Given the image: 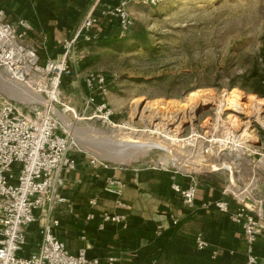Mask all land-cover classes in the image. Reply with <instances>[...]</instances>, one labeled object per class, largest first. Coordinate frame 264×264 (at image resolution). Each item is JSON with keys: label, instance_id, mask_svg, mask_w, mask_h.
I'll return each instance as SVG.
<instances>
[{"label": "rangeland", "instance_id": "rangeland-1", "mask_svg": "<svg viewBox=\"0 0 264 264\" xmlns=\"http://www.w3.org/2000/svg\"><path fill=\"white\" fill-rule=\"evenodd\" d=\"M130 11L134 21L130 32L122 38L113 35L79 47L71 59L72 75L61 85V102L81 112L82 99L87 95L82 77L104 74L110 86L104 101L114 112L112 122L128 126L117 129L96 119L88 120L91 111L85 115L86 120L73 123L75 129L71 126L69 136L78 148L70 153L111 167L144 168L152 162L174 171L188 163L182 160L189 157L182 146L189 137V144L199 136L210 135L212 141L223 143L233 137L232 143L249 141L257 153L264 152V98L244 88L245 74L253 68L264 70L258 58L264 41V0H169L154 8L133 6ZM41 52L45 62L46 55ZM3 84L0 92L8 98L19 94L29 101L37 100L25 88ZM231 98L241 103V110L232 112L234 121L228 119V112H222L223 103ZM203 99L207 103L198 105ZM246 122L247 129L242 126ZM223 132L224 137H220ZM124 137L129 138L126 145L120 143ZM149 138L153 142L166 140V148H172L177 161L156 144L135 160L132 148L125 153L129 157L126 162L111 160V155L135 146L136 139L139 145ZM240 158L226 152L220 160L209 157L204 165L212 166H195V176L214 173L224 181V188L231 181V191L242 190L264 207V171L257 163L260 157ZM228 166L230 169L225 168ZM259 214L264 220L263 212Z\"/></svg>", "mask_w": 264, "mask_h": 264}, {"label": "built area", "instance_id": "built-area-1", "mask_svg": "<svg viewBox=\"0 0 264 264\" xmlns=\"http://www.w3.org/2000/svg\"><path fill=\"white\" fill-rule=\"evenodd\" d=\"M102 1L108 3L97 13ZM168 1L95 0L73 33L63 41L59 58L45 62L41 60L39 46L29 41L34 31L32 23L26 19L11 22L4 10L0 9V81L25 88L38 99L29 101L19 94L12 99L0 92V264H116V259L112 257L104 261L88 259L84 248L72 254L54 234L59 220L52 218L51 214L67 203L60 189L65 176L75 171L77 166L75 159L69 155L78 148L75 139L69 136L70 126L74 128L73 123L86 120L85 115L91 111L88 120L96 119L117 129L128 124L116 125L112 122L114 112L104 101L110 94L109 82L104 74L88 73L82 77L87 95L82 99L81 112L61 102V85L65 78L72 75L71 59L79 46L98 39L97 27L103 18L117 20L116 35L122 38L134 24L130 11L132 6L154 8ZM224 135L225 132L220 137ZM228 138V142L223 143L212 141L210 135L199 136L195 143L189 144V137L183 142V153L203 163L209 157L220 160L225 152L230 157L234 155L235 159L258 155L257 163L263 166L264 171V152L257 153L249 141L239 145V142L232 143L233 137ZM97 162L90 158L91 165ZM15 164L19 165L17 172L14 170ZM100 164L103 167L107 165ZM147 164L144 167L146 170L170 171L162 163ZM174 172L190 176L186 189L177 185H173L172 189L179 194L184 205L193 207L197 191L196 172L179 167L174 168ZM230 185L223 189V195L229 196L234 206L228 200L221 199L207 203L204 208L227 216L244 237V264H258L254 248L258 239L264 236V220L255 208L246 205L242 198L231 191ZM122 187L120 180L110 178L104 188V193L113 197L118 206H123L120 201ZM97 204L96 199L89 202L92 207ZM40 216L48 217L49 222L40 228L37 250L22 257L19 253L26 244V228L38 223ZM95 219V214H88L84 225ZM101 219L103 223H122L124 217L103 213ZM176 225L178 221H173V226ZM194 244L197 252H204L209 247L199 234Z\"/></svg>", "mask_w": 264, "mask_h": 264}, {"label": "crops", "instance_id": "crops-1", "mask_svg": "<svg viewBox=\"0 0 264 264\" xmlns=\"http://www.w3.org/2000/svg\"><path fill=\"white\" fill-rule=\"evenodd\" d=\"M95 0H0L8 20H29L34 27L29 38L46 59H58L63 41L68 38ZM108 2L102 1L97 13ZM115 4V3H113ZM133 6L130 8L132 10ZM98 39L117 34V20L103 18L97 27ZM117 36V35H116ZM79 47H82L79 46ZM40 54V53H39ZM5 88L3 82H0ZM75 171L67 174L60 189L67 203L59 206L52 218L59 220L54 234L76 254L86 249L88 259L115 258L116 264H244L246 244L240 230L227 216L204 205L231 198L223 195L224 181L214 173L195 176L197 191L193 207L183 204L173 185L186 189L190 176L174 171H152L140 166L103 167L90 164L87 156L73 155ZM18 164L14 165L17 172ZM122 182L118 206L104 193L107 179ZM96 199L98 204L89 205ZM96 219L84 225L88 214ZM120 215L122 223L102 222V214ZM173 221L178 225L173 226ZM48 217L26 228V244L19 253L27 257L37 250L39 231ZM201 235L209 247L197 252L194 240ZM258 264H264V236L255 244Z\"/></svg>", "mask_w": 264, "mask_h": 264}, {"label": "bare ground", "instance_id": "bare-ground-1", "mask_svg": "<svg viewBox=\"0 0 264 264\" xmlns=\"http://www.w3.org/2000/svg\"><path fill=\"white\" fill-rule=\"evenodd\" d=\"M12 88V87H11ZM15 88H13V90H14ZM20 90V89H19ZM19 92V91H18ZM27 95V94H26ZM26 98V97H25ZM33 98H34V96H33ZM29 99V98H28ZM34 100V99H33ZM38 100V99H37ZM36 100V101H37ZM205 103H207L206 101H204V99L202 100V101H200L199 102V104L198 105H200V106H202L203 104H205ZM224 105H223V108H222V112L224 111V112H228L229 113V116H228V119H231L232 121H234L233 120V116H232V112H238V110H241L240 109V106H241V103L239 102V100L238 99H236V98H231V99H228V100H226L225 101V103H223ZM146 108V107H145ZM144 108V109H145ZM155 110V109H154ZM168 114V113H167ZM244 114L246 115L247 114V112H245L244 111ZM171 116V115H170ZM175 116V115H174ZM174 118L175 117H172V118H170V121H172V120H174ZM180 119V117L179 118H176V121L175 122H177L178 120ZM235 124H238L239 122H234ZM176 124V123H175ZM243 124V123H242ZM244 128H248L249 127V122H246L244 125H242ZM178 128V127H177ZM72 128H71V126H70V130H71ZM77 131V130H76ZM132 132H135V131H132ZM152 132V131H151ZM134 134V133H133ZM153 134V133H152ZM136 136V135H135ZM140 135H137V137H139ZM253 137V136H252ZM251 137V138H252ZM248 139L250 138V137H247ZM126 139H129V138H126V137H124V139H122V141H120V143L121 144H124L125 143V141H126ZM135 139V138H134ZM138 139H140V138H138ZM137 140V139H136ZM134 141V145L135 146H133V145H131L132 147H128L127 149H124V150H122V152L119 154V155H111L112 157V159L111 160H121V161H125L126 162V160H128V158L129 157H126V155H125V153L127 152V150L129 149V148H132V150L134 151H132L131 149H130V152L132 151L136 156H135V158H133L134 160L136 159V158H138V157H140L141 155H143L144 153H146L149 149H152L153 147H159V146H161V148H165V150L167 149L166 148V144L167 145H169L168 144V142L166 141V140H158V141H156V140H154V142L151 140V138H149L148 140L147 139H144L145 141H143V142H145V144L147 143V145H145V144H139L138 145V143H137V141ZM242 140V139H241ZM128 141H126V143H127ZM130 142V141H129ZM132 142V141H131ZM143 142H141V143H143ZM126 143H125V145H126ZM133 143V142H132ZM148 144H154V146H151V145H148ZM155 144H156V146H155ZM124 145V146H125ZM117 146V145H116ZM128 146V145H127ZM171 146V145H170ZM169 146V147H170ZM175 151V150H174ZM181 151V150H180ZM167 152H169V154H171V155H173L174 157H176L174 154L175 153H173V150H172V148L171 149H167ZM132 153V154H133ZM178 155V154H177ZM128 156V155H127ZM131 156V155H130ZM132 159V160H133ZM131 160V161H132ZM175 160L177 161V157L175 158ZM179 160V159H178ZM182 160L183 161H186L187 160V162L188 163H184V164H181L182 165V167L181 168H188L189 167V169H191V170H194L195 169V166L197 167V169H203V168H206V167H209V166H212V165H204V163H203V161H201L200 159H197L196 160V158H194V159H192L190 156L189 157H184V159L182 158ZM189 160V161H188ZM195 160H196V162H195ZM182 162V161H181ZM177 163V162H176ZM186 164H187V166H186ZM197 164V165H196ZM226 169H230V167L228 166V167H225ZM215 171V170H214ZM236 196H239L240 198H242L243 200H250L248 197H247V195L244 193V191H242V190H239V191H236V190H233L232 191ZM251 201V200H250ZM253 202V201H252ZM257 206H253L252 205V208H255V209H257L259 212H262V210L260 209V207H259V204H257L256 202H254ZM249 205V204H248ZM261 206V205H260ZM249 207H251V205H249Z\"/></svg>", "mask_w": 264, "mask_h": 264}, {"label": "trees", "instance_id": "trees-1", "mask_svg": "<svg viewBox=\"0 0 264 264\" xmlns=\"http://www.w3.org/2000/svg\"><path fill=\"white\" fill-rule=\"evenodd\" d=\"M258 58L264 63V41ZM244 78H246L245 80L247 83L244 88L257 96L264 98V70L263 72H259V70L253 68L244 75Z\"/></svg>", "mask_w": 264, "mask_h": 264}, {"label": "water", "instance_id": "water-1", "mask_svg": "<svg viewBox=\"0 0 264 264\" xmlns=\"http://www.w3.org/2000/svg\"><path fill=\"white\" fill-rule=\"evenodd\" d=\"M244 203L246 204V205H253V206H257L254 202H252V201H250V200H244ZM258 207V206H257ZM259 207H260V209L262 210V212H263V214H264V207L263 206H260L259 205Z\"/></svg>", "mask_w": 264, "mask_h": 264}]
</instances>
